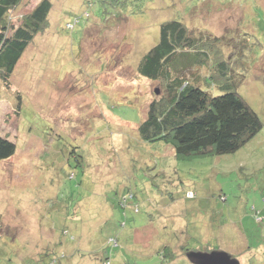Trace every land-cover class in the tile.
I'll list each match as a JSON object with an SVG mask.
<instances>
[{"label": "rangeland", "instance_id": "obj_1", "mask_svg": "<svg viewBox=\"0 0 264 264\" xmlns=\"http://www.w3.org/2000/svg\"><path fill=\"white\" fill-rule=\"evenodd\" d=\"M51 1L10 84L0 76V137L16 145L0 160V264H193L214 251L264 264V127L236 153L188 160L138 132L162 94L138 65L171 20L214 51L237 48L239 93L264 125V0ZM207 76L183 72L221 95Z\"/></svg>", "mask_w": 264, "mask_h": 264}, {"label": "trees", "instance_id": "obj_2", "mask_svg": "<svg viewBox=\"0 0 264 264\" xmlns=\"http://www.w3.org/2000/svg\"><path fill=\"white\" fill-rule=\"evenodd\" d=\"M23 3L24 0H0V76L7 85L25 52L46 29L53 10L51 0H41L29 14L16 13L14 16L20 20L16 25L12 13ZM81 20L75 18L67 28L72 30ZM197 42L182 22L163 23L158 44L138 65L140 76L162 88L161 96L151 103L146 120L138 128L139 135L146 142L163 141L173 146L176 157L183 160L236 153L264 127L239 93L241 82L236 81L233 67L237 48L231 46L224 53L222 46L227 43L219 42L221 48L214 51ZM195 68H206L207 79H212L222 94L212 96L201 87L202 82L192 83L183 78L186 69ZM15 151V143L0 137V160L9 159ZM109 243L119 246L116 238ZM54 259L56 262L58 258ZM103 264H110V259Z\"/></svg>", "mask_w": 264, "mask_h": 264}, {"label": "water", "instance_id": "obj_3", "mask_svg": "<svg viewBox=\"0 0 264 264\" xmlns=\"http://www.w3.org/2000/svg\"><path fill=\"white\" fill-rule=\"evenodd\" d=\"M155 93L158 94L159 91L156 90ZM188 258L193 264H240L233 256L221 251H214L212 253L193 252L188 254Z\"/></svg>", "mask_w": 264, "mask_h": 264}]
</instances>
